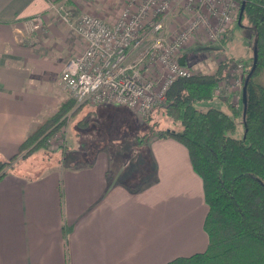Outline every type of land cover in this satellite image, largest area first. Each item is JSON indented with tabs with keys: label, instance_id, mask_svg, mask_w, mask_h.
Listing matches in <instances>:
<instances>
[{
	"label": "crops",
	"instance_id": "obj_1",
	"mask_svg": "<svg viewBox=\"0 0 264 264\" xmlns=\"http://www.w3.org/2000/svg\"><path fill=\"white\" fill-rule=\"evenodd\" d=\"M52 1L58 0H0L3 158L14 155L40 119L57 110L65 98L60 71L84 48L74 29L59 24L48 10ZM63 1L73 16L88 13L110 23L127 3ZM41 12L44 32L25 33L23 21ZM182 17L173 9L166 19L168 31ZM197 37L205 38L202 33ZM56 46L65 52L58 62L50 60ZM191 46L178 52L185 66ZM224 56L235 57L232 52ZM230 94L214 97V107L229 112ZM131 116L138 121L124 105H75L65 128L70 139L64 136L63 160L46 164L35 176L16 170L0 180V264H165L205 250L207 205L187 149L158 131L139 143L142 131ZM128 147L136 149L131 160L141 171L118 159L122 152L113 160L106 149Z\"/></svg>",
	"mask_w": 264,
	"mask_h": 264
},
{
	"label": "trees",
	"instance_id": "obj_2",
	"mask_svg": "<svg viewBox=\"0 0 264 264\" xmlns=\"http://www.w3.org/2000/svg\"><path fill=\"white\" fill-rule=\"evenodd\" d=\"M241 4L238 23L244 21L243 26L250 28L253 38L240 104L230 102L229 112L195 105L220 98L225 92L235 95L228 85L219 95L214 94L219 84H227V74L232 75L229 71L234 59L228 57L220 60L212 72H193L173 80L163 103L145 115L148 120L157 112L179 124L157 130L158 136L171 137L185 146L191 166L201 179L207 205L203 221L208 238L205 250L165 264H264V0H240ZM175 57L179 61L178 53ZM74 109V100L64 98L52 115L40 119L26 134L14 155L0 156V180L17 170V161L24 162L38 150H47L58 132H64ZM141 131L139 143L155 132ZM60 139L65 141L64 136Z\"/></svg>",
	"mask_w": 264,
	"mask_h": 264
},
{
	"label": "built area",
	"instance_id": "obj_3",
	"mask_svg": "<svg viewBox=\"0 0 264 264\" xmlns=\"http://www.w3.org/2000/svg\"><path fill=\"white\" fill-rule=\"evenodd\" d=\"M175 8L183 20L168 31L166 19ZM48 10L84 43L59 75L75 105H124L142 118L163 103L173 80L193 73L175 55L201 33L213 41L226 35L237 20L240 0H127L111 23L88 13L73 16L63 0L50 2ZM43 14L25 20L30 33L43 28ZM234 68L240 73L231 81V91L242 87V63L234 62L233 72ZM225 85L229 84H219L214 94L219 95Z\"/></svg>",
	"mask_w": 264,
	"mask_h": 264
},
{
	"label": "rangeland",
	"instance_id": "obj_4",
	"mask_svg": "<svg viewBox=\"0 0 264 264\" xmlns=\"http://www.w3.org/2000/svg\"><path fill=\"white\" fill-rule=\"evenodd\" d=\"M57 21H59L58 18H57ZM237 21H238V17L236 21H233L229 25L226 35H224L218 41L210 40L207 37L203 39H199V40H196L197 39L196 37H193L191 39V45H192L191 51L189 52L188 58L186 59V64L189 70L195 73L212 72L216 66H214V68H210V65L212 66L216 61L219 62L222 59L228 58V57H225L224 55L227 56L228 54H230V52H232L234 53L235 57H232L234 60L230 66L229 73H232L233 76L229 74V77L227 76L228 79L225 78V80L227 79L226 83L229 84L228 86H231L232 84L231 81H234V79L237 76H239L240 70L236 71L237 76H236L235 68H234V72L232 71L234 67V62L236 61H240L242 63L241 75L243 74L242 75V81H243V77L245 73L244 70L246 69L245 64L247 65L250 64L249 58H250V55L252 54L251 47H252L253 35H252L250 28L243 26V24H245L244 21L242 25L238 23ZM23 22H24L23 25H24L25 33L32 34L33 32L30 33V31L28 30L26 22L25 21ZM59 24H62V23L59 21ZM44 28L45 27L43 26V28L40 29L38 33L44 32L43 31ZM202 34L203 36H205L204 33ZM53 41L57 43L58 45H61V42H62V40H58L57 38L54 39ZM59 53L61 54L60 56L65 54L64 51L59 52L56 46V50L54 51V54L50 60H56V62H58ZM62 91L65 95V98L71 97V95L66 89L62 88ZM234 91H235V95L230 94V102H233L234 100L237 102V104H240L241 102L240 101V98H241L240 86H238L237 89H235ZM195 105L196 107L200 109H206L208 107L218 106V102L216 101L215 98H212L207 101L196 103ZM233 105H234L233 107L238 108V106H235L236 104H233ZM135 117L138 119V121H141L142 118L143 120H145V116L142 118H139L135 115ZM70 121L71 120H69V117H68L66 126L68 125ZM132 121L136 123L138 132H140L141 130H143L144 132H147L148 130H155V131L161 130V129L163 130V129H167L168 127H170L172 123H174L169 118L163 115H160L157 112L152 113L150 116V119L145 120L144 122H138L134 119V117H132ZM129 122L131 124V119H129ZM174 125L175 127H179V124L176 122L174 123ZM66 126L63 127L64 132L63 130H61L58 133V138L65 136L69 143L70 132L65 130ZM112 126H113L111 127L112 131H116V128H117L116 125L113 123ZM58 138L57 136H55L54 139H52L49 142L50 144L47 150H44V151L38 150L37 152H35V154H31L26 160H24V162L23 161L20 162L21 160L17 161V163L15 164V167L17 168V170H26L25 172L27 174L35 176L39 174V172L43 169V166H45L46 164L48 165L52 162H57V161L58 163H60V159L62 158V156H60V153L64 151L63 148L65 149L66 147L65 146L66 141L61 142L60 140H58ZM136 146L141 149V147L138 144ZM142 147L144 151L145 145L143 144ZM106 149L108 150L109 155L112 157L111 159L113 160L115 159L113 157L116 155V153L122 152V154L118 157V159L120 158L122 160L124 159V163L126 162V164H128L129 167L137 168L141 171L142 168L140 166L138 167V165L134 164L133 161L131 160V157L133 159V156L137 155L136 149H133L131 147L119 148V149L117 148H111V149L106 148ZM129 150H131L130 153L134 155H130ZM126 164L124 168L127 167Z\"/></svg>",
	"mask_w": 264,
	"mask_h": 264
},
{
	"label": "water",
	"instance_id": "obj_5",
	"mask_svg": "<svg viewBox=\"0 0 264 264\" xmlns=\"http://www.w3.org/2000/svg\"><path fill=\"white\" fill-rule=\"evenodd\" d=\"M242 9H243V4H241V6H240V12H239V16H238V21L237 22H239V19H240V14H241V11H242ZM179 63L181 64V65H183L184 64V62H183V60L182 59H179ZM244 95H245V84L243 85V88H242V101L244 102Z\"/></svg>",
	"mask_w": 264,
	"mask_h": 264
}]
</instances>
